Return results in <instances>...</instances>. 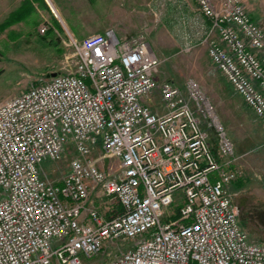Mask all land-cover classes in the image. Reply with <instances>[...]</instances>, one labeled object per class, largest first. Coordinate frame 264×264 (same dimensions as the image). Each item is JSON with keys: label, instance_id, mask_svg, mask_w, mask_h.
Instances as JSON below:
<instances>
[{"label": "built area", "instance_id": "1", "mask_svg": "<svg viewBox=\"0 0 264 264\" xmlns=\"http://www.w3.org/2000/svg\"><path fill=\"white\" fill-rule=\"evenodd\" d=\"M195 1L211 63L264 126V28L242 0ZM65 44L73 70L0 103V264H84L112 246L124 250L110 264H264L231 190L239 156L200 83L158 80L146 32ZM96 198L119 207L103 213Z\"/></svg>", "mask_w": 264, "mask_h": 264}, {"label": "rangeland", "instance_id": "2", "mask_svg": "<svg viewBox=\"0 0 264 264\" xmlns=\"http://www.w3.org/2000/svg\"><path fill=\"white\" fill-rule=\"evenodd\" d=\"M54 1L78 41L107 29H114L121 37H131L134 34L131 35L129 27L140 28L137 34L147 33L162 60L158 80L170 81L182 89H185L189 79L200 83L239 156L235 168L241 170L243 176L236 186L231 187L237 194L235 204L239 208V220L252 241L264 243V126L211 63L204 42L209 27L196 1ZM242 1L249 14L264 28V0ZM52 12L54 16L48 12L50 20L60 22L57 13ZM50 22L44 21L39 31L19 32L26 33L28 37L16 42L8 41L9 35L16 33L6 30L10 24L0 25V103L38 85L50 74L74 69L76 57L71 47L65 44L72 32L67 33L65 28L62 30L58 25L59 29L55 30ZM43 25H49L50 30L41 33ZM149 99L155 110L161 109V98L157 91ZM208 123V120L204 121L203 126L209 133L217 160L222 163L226 159L219 149L217 130ZM76 156L74 149L69 147L62 162L55 165L59 172H53L50 177H60ZM96 199L103 213L118 205L108 198ZM128 244L130 242L125 246ZM123 250L122 246L106 247L99 254L85 258L84 264H110L112 258Z\"/></svg>", "mask_w": 264, "mask_h": 264}, {"label": "crops", "instance_id": "3", "mask_svg": "<svg viewBox=\"0 0 264 264\" xmlns=\"http://www.w3.org/2000/svg\"><path fill=\"white\" fill-rule=\"evenodd\" d=\"M53 10L59 16L60 22L57 19L55 23L50 20L48 12L53 15ZM44 21H51L49 24L55 27V30H58V26H60L62 30L63 28H65L67 33L72 32L68 28L62 13L58 11V5H56L54 0H0V25L10 24V26L7 27L6 30L16 32L12 35H9V42H16L19 39L28 37L26 33L20 34L19 32L26 31L29 33L33 30L39 31V27ZM206 21L209 27L210 22L207 19ZM72 30L75 32L74 29ZM129 30L131 35H136L139 32L140 28L139 30H137L131 26L129 27ZM105 31L100 33H105ZM70 34L72 36H76L73 32ZM118 35L121 36L120 34ZM82 40L83 39H81L80 41ZM156 111L162 112V106L161 109H157ZM238 183L239 182H235L232 187L236 186Z\"/></svg>", "mask_w": 264, "mask_h": 264}, {"label": "water", "instance_id": "4", "mask_svg": "<svg viewBox=\"0 0 264 264\" xmlns=\"http://www.w3.org/2000/svg\"><path fill=\"white\" fill-rule=\"evenodd\" d=\"M56 75V73H54V74H50V75H48L47 77L49 78V77H51V76H55Z\"/></svg>", "mask_w": 264, "mask_h": 264}, {"label": "trees", "instance_id": "5", "mask_svg": "<svg viewBox=\"0 0 264 264\" xmlns=\"http://www.w3.org/2000/svg\"><path fill=\"white\" fill-rule=\"evenodd\" d=\"M252 19L254 20V18L252 17ZM117 207H119V206H117Z\"/></svg>", "mask_w": 264, "mask_h": 264}]
</instances>
